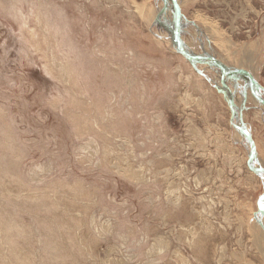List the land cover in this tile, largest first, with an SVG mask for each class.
Listing matches in <instances>:
<instances>
[{
	"label": "rangeland",
	"instance_id": "obj_1",
	"mask_svg": "<svg viewBox=\"0 0 264 264\" xmlns=\"http://www.w3.org/2000/svg\"><path fill=\"white\" fill-rule=\"evenodd\" d=\"M186 10L264 100V0ZM174 14L0 0V264L263 263L264 107Z\"/></svg>",
	"mask_w": 264,
	"mask_h": 264
},
{
	"label": "water",
	"instance_id": "obj_2",
	"mask_svg": "<svg viewBox=\"0 0 264 264\" xmlns=\"http://www.w3.org/2000/svg\"><path fill=\"white\" fill-rule=\"evenodd\" d=\"M177 0H171V2L174 5L175 8V30H174V41L176 42V48L178 51V54H180L185 60L189 61V62H194V63H198V62H211L213 64H215L218 69L221 71L222 75L224 76H228V77H233L236 75H244L246 77H248L249 79V90L253 96V98L258 101V103L262 104L264 106V100H262L258 94L255 92L254 88H255V80L252 77V75L250 74L249 71L244 70V69H236V70H232L229 71L226 68V65H224V63H222L221 61H219L218 59L215 58H210V57H197L194 55H190L187 51L186 48L184 47V44L181 41V33H180V28L179 26H181V15H179L180 13V7L178 2H176ZM264 193L262 195L261 198H259V204L262 206V208L264 209Z\"/></svg>",
	"mask_w": 264,
	"mask_h": 264
},
{
	"label": "crops",
	"instance_id": "obj_3",
	"mask_svg": "<svg viewBox=\"0 0 264 264\" xmlns=\"http://www.w3.org/2000/svg\"><path fill=\"white\" fill-rule=\"evenodd\" d=\"M176 2H178L179 7H180V13L179 15H181V23L182 24H186L187 26L185 27H192L195 26L199 29H203V20L204 19H210L208 18V16H206V14H202L201 11H187L186 10V6L189 5H198L199 7L202 5V3H205V0H177ZM200 10V9H199ZM200 19H203L202 21ZM257 81V83H259L258 79H255V82ZM263 263L264 264V259Z\"/></svg>",
	"mask_w": 264,
	"mask_h": 264
},
{
	"label": "bare ground",
	"instance_id": "obj_4",
	"mask_svg": "<svg viewBox=\"0 0 264 264\" xmlns=\"http://www.w3.org/2000/svg\"><path fill=\"white\" fill-rule=\"evenodd\" d=\"M153 15V14H152ZM152 15H149L150 17L148 18V21L150 22L151 20H152V18H153V16ZM181 56V55H180ZM256 101V100H255ZM257 103H258V101H256ZM260 104V103H259ZM260 105H262V104H260ZM263 106V105H262ZM264 107V106H263Z\"/></svg>",
	"mask_w": 264,
	"mask_h": 264
}]
</instances>
